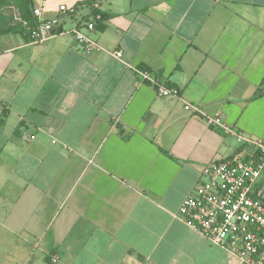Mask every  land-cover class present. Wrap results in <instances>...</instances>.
I'll return each instance as SVG.
<instances>
[{"label":"crops","instance_id":"0c3cea01","mask_svg":"<svg viewBox=\"0 0 264 264\" xmlns=\"http://www.w3.org/2000/svg\"><path fill=\"white\" fill-rule=\"evenodd\" d=\"M33 3L65 32H0L2 264H240L177 214L206 165L244 148L209 118L264 141V0ZM94 9L106 50L85 54L69 31Z\"/></svg>","mask_w":264,"mask_h":264},{"label":"built area","instance_id":"2783aa9c","mask_svg":"<svg viewBox=\"0 0 264 264\" xmlns=\"http://www.w3.org/2000/svg\"><path fill=\"white\" fill-rule=\"evenodd\" d=\"M60 11L67 12L65 5ZM37 25L31 33L33 43H44L65 31L47 20L43 9H34ZM97 13L91 21L76 26L69 32L81 45L85 54L106 50L88 32H94ZM121 58L120 52L115 53ZM160 95H177L174 87L167 86L147 70H138ZM212 125L234 134L242 147L221 159L211 161L202 171L201 182L182 202L177 216L192 230L212 244L236 256L240 264H264V141L245 137L220 118H209Z\"/></svg>","mask_w":264,"mask_h":264},{"label":"rangeland","instance_id":"374dc122","mask_svg":"<svg viewBox=\"0 0 264 264\" xmlns=\"http://www.w3.org/2000/svg\"><path fill=\"white\" fill-rule=\"evenodd\" d=\"M19 25H24V20L22 16V10L20 5L15 1L3 0L0 2V28H13ZM6 168H9L8 161H4ZM13 179V178H12ZM2 190H4V197L0 200V263H5L7 258L3 256L9 252H5L9 248V230L6 224L3 222V216L8 210L9 198L13 191L11 187V179L9 175H4L2 177ZM9 259V257H8Z\"/></svg>","mask_w":264,"mask_h":264},{"label":"trees","instance_id":"16d2710c","mask_svg":"<svg viewBox=\"0 0 264 264\" xmlns=\"http://www.w3.org/2000/svg\"><path fill=\"white\" fill-rule=\"evenodd\" d=\"M3 0H0V2ZM11 1V0H9ZM17 2L20 5V8L22 10V16L24 20V25H19L13 28H0V32H24L26 33V36H28L31 39V33L33 28L36 27L38 21L37 17L34 14V3L33 0H12ZM97 13H100L102 16V19L97 21L98 28L103 30L105 28V21L108 18V15L104 13L101 10L94 9L93 16ZM264 93V87L260 89L257 93V96Z\"/></svg>","mask_w":264,"mask_h":264}]
</instances>
